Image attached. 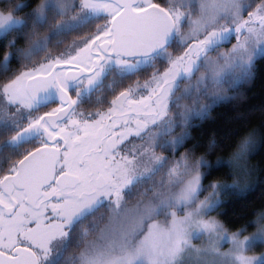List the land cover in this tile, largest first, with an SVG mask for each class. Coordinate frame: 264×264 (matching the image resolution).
I'll return each mask as SVG.
<instances>
[{
    "label": "snow or ice",
    "instance_id": "6c2138e0",
    "mask_svg": "<svg viewBox=\"0 0 264 264\" xmlns=\"http://www.w3.org/2000/svg\"><path fill=\"white\" fill-rule=\"evenodd\" d=\"M258 62L264 0H0V264H101L72 254L81 225L101 209L118 217L124 197L165 169L174 191L160 185L138 213L143 239L108 264H176L185 250L264 264V212L234 232L209 219L236 189L202 186L225 164L212 162L214 142L205 155L188 147L193 121L239 99ZM237 148L244 160L264 137ZM191 202L197 211L176 221L171 210ZM165 211L171 228L152 233L149 218ZM205 236L209 247L193 248Z\"/></svg>",
    "mask_w": 264,
    "mask_h": 264
},
{
    "label": "trees",
    "instance_id": "16d2710c",
    "mask_svg": "<svg viewBox=\"0 0 264 264\" xmlns=\"http://www.w3.org/2000/svg\"><path fill=\"white\" fill-rule=\"evenodd\" d=\"M226 48L228 51V47ZM238 87L239 99L215 106L207 119L193 121V128L190 129L191 143L188 144V147L201 146L197 151L199 156L205 155L208 146L214 142L215 156L212 162L225 161L219 171L212 173L202 182V186L207 188L210 184L222 183L235 187V192L220 194L223 206L219 211L211 213L229 231H237L244 227L249 220L255 218L253 213L264 212V150L253 151L245 158L246 160L244 159L246 169L238 168L237 163L233 162L238 151L237 145L246 137L255 134L257 144L261 137H264V63L258 62L253 79ZM227 95L236 96L237 93L229 90ZM183 154L185 153L182 152L181 155ZM168 158L174 160L178 157ZM191 159L195 162V158ZM229 161L234 165V169L228 167ZM155 182L156 180L149 185L150 192ZM206 194L208 192L201 195ZM88 222L89 220L84 223L83 232L84 228L96 225L94 222L86 225Z\"/></svg>",
    "mask_w": 264,
    "mask_h": 264
},
{
    "label": "rangeland",
    "instance_id": "374dc122",
    "mask_svg": "<svg viewBox=\"0 0 264 264\" xmlns=\"http://www.w3.org/2000/svg\"><path fill=\"white\" fill-rule=\"evenodd\" d=\"M221 51H227V48H223ZM213 57H215V55H213ZM177 159H179V157ZM192 162L194 163V161ZM233 162L234 164L237 163L236 166L238 168L242 167V169H246L244 167V160H242V162L240 160L239 163L236 162V160ZM166 172L167 170H163L159 174L155 175L151 181H149L148 186L156 180L155 185L152 186L151 192L150 187L147 191L143 192L140 191L139 188L133 189L131 195L133 199L122 202V204L125 205V208L118 217L111 211V209H101L96 216L92 217L86 225L94 222V224H96V230L90 231V228H84V232H87L88 235L82 242L84 245L81 247V253H86L90 256H97L100 258L101 264H108L112 258L118 256L121 247L125 246V240H127L129 245L133 243L139 244V241L143 239V236L146 233L145 224L141 222L138 213H142L145 208L153 206V201L157 192L160 191V185L162 183L164 185V191H174L172 186L167 183L168 178ZM158 175L160 176L158 177ZM208 196H210V193L200 195L198 200H204ZM197 207V202H191L185 208L184 214H181L179 209H173L171 211L175 212L174 219L176 221H182L185 219L188 212L195 213L197 211ZM209 219L219 221L212 214ZM149 220L150 222L147 227L154 234L167 233L173 224V219L169 217L167 211L161 215H156L155 212H153ZM191 243L195 249H206L209 247L206 236L202 239H194ZM157 244L162 249L167 247V242L163 238H159L157 240ZM229 247L230 245H221L220 251L227 252ZM222 259L223 258L218 259L211 252L194 253L192 251L185 250L177 258L176 264H222Z\"/></svg>",
    "mask_w": 264,
    "mask_h": 264
},
{
    "label": "flooded vegetation",
    "instance_id": "af4514ba",
    "mask_svg": "<svg viewBox=\"0 0 264 264\" xmlns=\"http://www.w3.org/2000/svg\"><path fill=\"white\" fill-rule=\"evenodd\" d=\"M224 48H226V47H224ZM213 55H214V54H213ZM148 184H149V182H148V183H142V184L136 186L135 188H139L140 191H142V192H143V191H147L148 188H149ZM135 188H134V189H135ZM132 192H133V191H132ZM129 199H133V197H132V196H131V197H129V196H125V197H124V200H123L122 202H126V200H129ZM83 226H84V224L81 225V228H80L79 231L83 232ZM78 235H79V232H78ZM83 241H84V240H83ZM82 245H84V243H83ZM82 245H81V247H82ZM81 247H79V248H73V249H72V254H74V255H79V254H81Z\"/></svg>",
    "mask_w": 264,
    "mask_h": 264
}]
</instances>
